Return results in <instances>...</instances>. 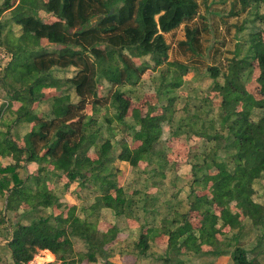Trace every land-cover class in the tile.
Listing matches in <instances>:
<instances>
[{
	"label": "trees",
	"instance_id": "1",
	"mask_svg": "<svg viewBox=\"0 0 264 264\" xmlns=\"http://www.w3.org/2000/svg\"><path fill=\"white\" fill-rule=\"evenodd\" d=\"M216 1L0 0V264L40 249L60 264H264V0L231 1L240 27L222 61L208 21L233 15ZM180 26L185 59H172L165 34ZM201 69L210 83L185 93ZM165 122L188 145L183 185Z\"/></svg>",
	"mask_w": 264,
	"mask_h": 264
},
{
	"label": "rangeland",
	"instance_id": "2",
	"mask_svg": "<svg viewBox=\"0 0 264 264\" xmlns=\"http://www.w3.org/2000/svg\"><path fill=\"white\" fill-rule=\"evenodd\" d=\"M207 1H210V0H207ZM231 1L232 0H226L225 3H218V1H216L215 4H212L209 7L211 10L217 9V10H221L223 13H228L230 15H233V17L229 20V22H230L229 26L223 25L221 23V18L219 16L213 17L212 15H210L212 17H210L209 21H208L210 24V27H212V29H213V33L215 34L214 37L218 38L219 41L224 42V46H221V50L223 52H225V55L222 54L223 58H221L220 61H222L224 59V57L227 55V52L225 51L226 48H232L233 47L234 42H235L234 34L236 33V31L240 27V23H239L240 21H237L239 19H236L235 13H234L235 11L231 8L232 7ZM203 9H204V7L201 6L200 11L204 12ZM203 32L205 33L206 37H209V38L212 37V34H209L206 31H203ZM246 32L247 31H245V33ZM183 36H184V30H183L182 26H180L179 28H177L176 30H174L170 33L165 34V38H166L167 42H169V44H170V50H169V54H170L169 57L170 58H172V59L173 58L185 59L184 56L179 55V52L177 50V41L179 39H181ZM248 37L250 39H253L251 33L248 34ZM41 43H42V45L46 44V40L42 39ZM0 50H1L0 56L4 55V57H0V58H2V63L4 64L7 62L8 58L6 57V53L4 52L5 50L2 47H0ZM2 50H4V51H2ZM3 58H4V60H3ZM137 63H138V61H137ZM71 69L68 70L67 72H65V74H67V75L71 74L72 73ZM151 74H152V71L147 70L143 74L142 79L139 82V85L137 86L138 94H140L142 92H145V94L140 101L134 102L133 106H137V107L141 108L142 110H145V103H144L145 100H149L151 102L155 101V96H154V93L152 92L154 90V87H153L151 79H150ZM256 75H257V69H255V71H254V77L253 78H255ZM184 81H185V84L183 85V88H184L183 91L185 93L187 92V90L189 88L194 87L196 90H198V92H200V94H202V90H204L208 86V84L210 83V78L207 77L204 70L201 69V74L198 77H195L190 72L184 76ZM247 88L251 92H253L254 94H256L258 96V93H257L258 87H257V84H256L254 79L250 83L247 84ZM104 89H105V86H103V85L101 86V84H100L98 92L100 93V91L104 90ZM213 94H214V91L212 90L211 96ZM74 100H75V98H74ZM13 104H15V106H17L18 103H13ZM42 107L45 109L47 106L42 104ZM87 111H89V107H87ZM118 137L119 136H117V138ZM161 140H162V142H165L171 148L170 152L168 154V157H169V159L175 161V165H176L175 168L183 180V181H180V183L183 185V183L185 182V179L187 178L186 175L188 176V174H189V165L186 164V162H185L186 155L188 152V145L177 140L176 138H172L170 136V129H169L168 124L166 122L162 124ZM196 144H197L196 146H198L200 149H202L204 146L203 139H201V140L198 139ZM88 154L91 157H95V154L92 150H90ZM116 165H118L120 168H122V170L124 172V178L126 176H127V178L130 177L131 170L128 166H126L125 163H122L120 161H116ZM32 167H33V164H29V168L31 169ZM261 183L264 184V179L261 181ZM255 188L258 192L257 195L255 196V199L257 201L261 202L262 201L261 194L263 193V197H264V189L262 192V186H259L257 184L255 185ZM187 190H188V188L186 186H184L183 190L181 191V193L179 195L180 198H185ZM82 194L84 197L93 198L90 193L86 192V190H83ZM64 198H66V197H64ZM182 200H184V199H182ZM103 226H105L104 223L100 224V228H102ZM252 242L255 243L253 239H252ZM75 248L77 249L80 247H77L75 245ZM256 253H259V251H257ZM248 255L250 258L255 257L253 252H248ZM77 264H85V262H80Z\"/></svg>",
	"mask_w": 264,
	"mask_h": 264
},
{
	"label": "crops",
	"instance_id": "3",
	"mask_svg": "<svg viewBox=\"0 0 264 264\" xmlns=\"http://www.w3.org/2000/svg\"><path fill=\"white\" fill-rule=\"evenodd\" d=\"M40 14L42 16L44 15V14H42V12H40ZM13 103H18L17 106H15V104H12L13 109H16L20 105L19 102H13ZM19 129H20V133L23 135L28 130V127L20 126ZM103 223L105 224V226H103L101 229H106L109 226V224L106 223L105 221H102L100 224H103ZM125 236H126V233L121 234V238H125ZM165 241H166L165 238H160V237L156 238V248H158L160 250L163 249L165 247V244H166ZM38 252L40 255H42V257L44 259H55V256L53 255V253H51L48 249H40V250H38ZM131 260H132V258H131Z\"/></svg>",
	"mask_w": 264,
	"mask_h": 264
},
{
	"label": "built area",
	"instance_id": "4",
	"mask_svg": "<svg viewBox=\"0 0 264 264\" xmlns=\"http://www.w3.org/2000/svg\"><path fill=\"white\" fill-rule=\"evenodd\" d=\"M0 57H4V55ZM26 264H60V262L55 259H44L37 251Z\"/></svg>",
	"mask_w": 264,
	"mask_h": 264
}]
</instances>
